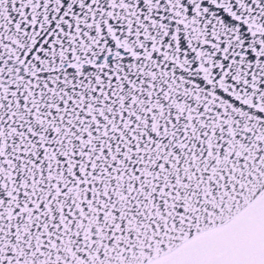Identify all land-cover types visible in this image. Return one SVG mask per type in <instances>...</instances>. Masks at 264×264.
Masks as SVG:
<instances>
[{
    "label": "snow or ice",
    "instance_id": "6c2138e0",
    "mask_svg": "<svg viewBox=\"0 0 264 264\" xmlns=\"http://www.w3.org/2000/svg\"><path fill=\"white\" fill-rule=\"evenodd\" d=\"M0 264H264V0H0Z\"/></svg>",
    "mask_w": 264,
    "mask_h": 264
}]
</instances>
